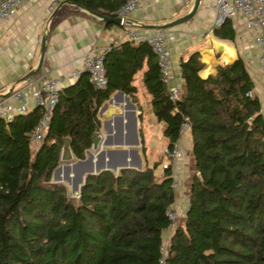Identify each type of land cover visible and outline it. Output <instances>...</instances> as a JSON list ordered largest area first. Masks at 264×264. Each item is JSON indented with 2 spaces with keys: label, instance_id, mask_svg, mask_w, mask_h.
<instances>
[{
  "label": "trees",
  "instance_id": "16d2710c",
  "mask_svg": "<svg viewBox=\"0 0 264 264\" xmlns=\"http://www.w3.org/2000/svg\"><path fill=\"white\" fill-rule=\"evenodd\" d=\"M64 1L114 16L124 0ZM211 31L218 39L235 36L230 18ZM142 64L141 82L166 146L178 139L183 120L191 130L187 207L164 241L162 232L170 227L164 212L174 200L169 167L159 176L153 172L157 162L89 174L76 197L50 181L65 137L73 158L84 157L99 131L96 110L112 91H122L140 109L131 81ZM203 66L197 51L179 57V95L171 102L147 44L123 40L103 53L106 88L93 89L83 72L63 86L35 146L29 133L38 108L8 123L0 119V264H264L259 101L240 57L205 78L198 76ZM139 139L144 155L141 130Z\"/></svg>",
  "mask_w": 264,
  "mask_h": 264
},
{
  "label": "crops",
  "instance_id": "0c3cea01",
  "mask_svg": "<svg viewBox=\"0 0 264 264\" xmlns=\"http://www.w3.org/2000/svg\"><path fill=\"white\" fill-rule=\"evenodd\" d=\"M61 1L29 0L28 3L19 5L6 21H0L1 98L12 90L23 88L28 81H33V86H36L40 80L46 78L67 76L71 71L80 69L85 55H97L109 45L126 40L125 25H106L82 8ZM192 1L141 2L127 18L139 24L166 22L185 14ZM52 2H55V6L48 12L47 7ZM215 16L214 0H200L195 14L188 21L167 28L173 35V39L166 42L171 60L169 85L178 88L180 86L178 60L181 55L198 52L199 60L204 64L198 71L201 78L214 74L217 65L230 63L240 57L252 80V92L259 101L260 113L264 120V77L258 68V47L253 41V33L245 28L240 16L235 15L230 18L235 31L234 39H218L211 31ZM43 35L45 49L39 69L30 78L16 83L23 74L36 67ZM144 69L145 64H142L133 74L131 81L140 109L122 91V94L117 93L118 90L112 91L97 108L99 141L96 149H90L94 159L103 156L109 163L123 159L135 162L134 158H138V155L142 161L143 158L148 161L149 155L150 160H153V157L161 154V149L166 145L162 136L163 124L156 121L151 112L150 96L141 82ZM139 130L143 134L144 155L140 151ZM185 131L178 136L181 157L176 159L172 169L176 188L173 190L174 200L171 208L177 211L179 216L181 211V218L187 207L188 186L194 173L191 143L185 139ZM157 148H160L159 151ZM108 170L115 172L111 168ZM168 231L170 235L172 230L168 228L162 232V236Z\"/></svg>",
  "mask_w": 264,
  "mask_h": 264
},
{
  "label": "built area",
  "instance_id": "2783aa9c",
  "mask_svg": "<svg viewBox=\"0 0 264 264\" xmlns=\"http://www.w3.org/2000/svg\"><path fill=\"white\" fill-rule=\"evenodd\" d=\"M149 0H124L114 12V16H120L123 20L128 14L133 12L141 2ZM29 0H0V21L4 22L11 17L19 5L28 3ZM55 2L48 5L47 11H52ZM216 16L214 26L219 25L225 18L235 15L240 16L246 29L253 33V41L258 47V68L264 77V0H214ZM127 27L124 38L137 43L145 42L150 51L154 54L160 79L166 86L167 98L175 102L179 95L177 86H170L171 60L166 42L173 39V35L165 29L141 30L137 27ZM108 48V47H107ZM97 55H85L80 69L73 70L67 76H57L40 80L39 84L33 86V81H28L23 88L10 91L5 97H0V119L8 123L17 114H25L32 108L40 111L37 122L29 133L31 143L42 140L49 125V118L57 102L60 89L69 82L75 80L83 72L87 81L93 89L104 90L106 88V78L103 68V53ZM251 96L250 92H247ZM30 103V107H29ZM188 127L186 121H182L178 128V135H181ZM181 157L178 140L174 141L170 147L166 145L161 149V162L159 169L162 172L166 168L173 169L176 159ZM172 177V174H171ZM171 188L175 190L176 182L172 177ZM165 215L170 220V227L174 226L177 218L176 211L172 208L165 210ZM163 251V247H161Z\"/></svg>",
  "mask_w": 264,
  "mask_h": 264
},
{
  "label": "water",
  "instance_id": "95a60500",
  "mask_svg": "<svg viewBox=\"0 0 264 264\" xmlns=\"http://www.w3.org/2000/svg\"><path fill=\"white\" fill-rule=\"evenodd\" d=\"M199 2H200V0H193L189 10L185 14H183L177 18H174V19L166 21V22L153 23V24H139L135 21L129 20L128 18H125V20H123L122 17H120V16H104V15H101L97 12L88 11L82 7H79V6H77V7L82 8L83 10L88 12L89 14L97 17L98 19H100L105 24L121 25V24H123L122 21H124V24H126L129 27H137V28H142V29L153 30V29L170 28V27H173V26H176V25H179L181 23L188 21L195 14V12L198 8ZM61 3H69V2L62 0ZM69 4H72V3H69ZM72 5H74V4H72ZM74 6H76V5H74ZM211 35H212V33H211ZM44 49H45V35H43L41 37V40H40L39 57H38V62H37L36 67L34 69L29 70L25 74H23L16 81V83L19 81L26 80L36 73V71L39 69V65L41 63V60H42V57L44 54ZM225 64H228V63H225ZM116 92L119 94H122V92L120 90H118ZM249 120L250 119H248V121ZM185 121H187V120L185 119ZM184 137L189 143H191V130H190L189 125L185 131ZM98 141H99V134H96L92 137V143L90 146L91 150L96 149ZM68 142H69L68 138L65 137L63 139V143H62V146L60 148L59 158H58L59 161H64V162L58 163L55 167H53V169L51 170V173H50V179H51L50 181L52 183H56V182H59L60 178H65L67 180V183L70 185V189H69L70 192H75L77 194L79 187L81 186V184L84 181V178L89 174H94V173H97V172L102 171V170H108L109 168H111L112 170H115L114 173H116L119 169H122V168H132L135 170L139 169V163H135L133 161L126 160V159H123V160L118 161V162H112V163L105 161L103 156L97 157L94 159L93 154L91 153L90 149L84 150L85 156L82 159H75L74 161H72L73 155L69 149ZM61 169H63V171H64L63 176L59 175V172L61 171ZM71 169L75 170V173L70 176L68 174V172ZM196 176H199V174L196 173Z\"/></svg>",
  "mask_w": 264,
  "mask_h": 264
},
{
  "label": "rangeland",
  "instance_id": "374dc122",
  "mask_svg": "<svg viewBox=\"0 0 264 264\" xmlns=\"http://www.w3.org/2000/svg\"><path fill=\"white\" fill-rule=\"evenodd\" d=\"M162 124V123H161ZM37 143H32V145L33 146H35ZM180 148V147H179ZM88 149H90V147L88 148ZM159 149L160 148H157V151H159ZM161 152V151H160ZM186 152H187V150H186ZM188 153L190 154V151L188 150ZM148 161H146L144 158H143V161L141 160V156L140 155H138V158L137 157H135L134 159V161H135V163H139V160H140V166H139V169H141L142 167H143V164L144 163H148V165H152L154 162H157V164H156V167H155V169H154V174L156 175V176H159L160 174H161V171H160V169H159V163L161 162V154L160 155H157L156 157H153V160H150V158H151V156L149 155L148 157ZM139 159V160H138ZM75 160V158H72V161H74ZM64 161H59L58 163H63ZM75 173V170H69V172H68V174L71 176V175H73ZM63 174H64V171H63V169H61V171L59 172V175L60 176H63ZM51 180V179H50ZM60 182V183H59ZM59 182H56L57 184H61V185H63L65 188H66V192H67V195L69 196V197H76V193L75 192H70L69 191V187H68V183H67V180L65 179V178H60L59 179ZM178 212L176 211V214H177ZM179 213H181V215H182V212L180 211ZM181 215L179 216L178 214H177V218L175 219V223H174V225L177 223V222H179V220H181L180 218H181ZM174 227V226H173ZM173 227H169V229L170 230H172L173 229ZM168 233H169V231L166 233V234H164V236H163V241L169 236L168 235ZM164 244V243H163ZM162 244V245H163Z\"/></svg>",
  "mask_w": 264,
  "mask_h": 264
}]
</instances>
